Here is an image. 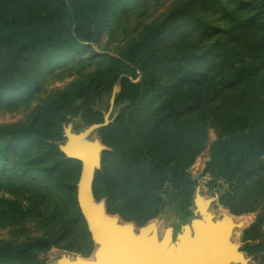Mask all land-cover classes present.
<instances>
[{
    "label": "trees",
    "instance_id": "16d2710c",
    "mask_svg": "<svg viewBox=\"0 0 264 264\" xmlns=\"http://www.w3.org/2000/svg\"><path fill=\"white\" fill-rule=\"evenodd\" d=\"M148 3L0 0V103L35 102L26 120L0 125V225L22 234L0 241V264H45L51 249L93 253L77 197L82 163L58 144L72 119L103 123L97 105L118 80L117 111L97 129L94 200L136 228L171 204L188 218L190 169L206 153L200 177L230 214H256L240 250L264 264V0H175L116 55L94 53ZM52 77L71 81L37 97Z\"/></svg>",
    "mask_w": 264,
    "mask_h": 264
},
{
    "label": "rangeland",
    "instance_id": "374dc122",
    "mask_svg": "<svg viewBox=\"0 0 264 264\" xmlns=\"http://www.w3.org/2000/svg\"><path fill=\"white\" fill-rule=\"evenodd\" d=\"M174 2L175 0H150V3L141 7V10L139 9L140 11L138 14H135L130 18H128V16L124 17L123 19H127L116 25L112 30L106 31L102 35L98 45H92V50L97 54L116 55L118 50L124 44H126L129 40L134 39L148 23L159 17ZM84 55H87V53H80L77 56L70 58L67 63L72 64L74 62H78L81 57H84ZM70 81L71 78L68 77L60 81L56 80L54 77L49 78L44 81L37 97H45L48 93L62 89ZM118 90V87L115 86L113 90L109 94H106L98 103L97 110L102 112L103 120H109L115 115L117 108L114 107L113 100ZM34 105L35 102H32L30 104H21L14 109H8L4 103H0V125H9L26 120ZM79 122V119L75 118L63 126V141L58 144L59 149L66 155L90 156L92 155L93 150L98 147L96 150L98 154H100L101 151L105 149V146L100 143L97 135V129H92L86 133V130H88L91 126L83 127L82 125H79ZM213 139L214 134L210 131L209 140ZM205 159L206 153L202 154L190 169L193 177L198 179V186L190 208V217L182 218L176 211V207L173 204L169 205L158 218L149 222L141 229L123 222L116 215L110 216V214H105V216L109 218L111 217V219L116 221L117 227L130 226L134 235H138L141 230H146L152 225L154 249L176 250L182 241L188 246L191 245L194 243L196 236L192 222L193 219L197 217V208L199 207L201 209L200 205L203 200L207 199L205 203L210 207V211H212L217 220L227 221V219L223 217L230 214L228 210L216 205V195L210 194L205 185L208 179L200 177ZM84 184L85 181L80 185L81 190L83 189ZM89 203L93 212L95 209L103 207L102 201L96 202L95 200L90 199ZM255 216L256 214L254 213L242 215L240 217H234L233 215L234 218L232 217V220L234 219V222L237 223L236 226H239V229L232 236V241L235 244H238L240 248L242 246L241 233L253 222ZM115 217H117L118 220ZM33 227L34 224L29 225V228ZM19 229L20 227L18 226L3 227L0 225V241H8L21 237L22 234ZM94 246L93 253L87 258L62 250L51 249L42 256V259L45 261V264H98L101 261L99 246L95 244ZM251 264L256 263L252 261Z\"/></svg>",
    "mask_w": 264,
    "mask_h": 264
},
{
    "label": "water",
    "instance_id": "95a60500",
    "mask_svg": "<svg viewBox=\"0 0 264 264\" xmlns=\"http://www.w3.org/2000/svg\"><path fill=\"white\" fill-rule=\"evenodd\" d=\"M122 77L123 75L120 76V78ZM118 83L119 80L116 86ZM107 124L108 120L105 119L102 124L91 125L86 133ZM96 149L90 156L63 153L66 157L79 160L82 163V173L77 185V197L92 241L99 246L101 261L98 264H226L228 252L223 250L219 244L229 231L228 226L216 229L204 211L202 212L206 215L203 216L206 221L204 225L198 224L195 220L192 222L196 232L194 243L188 246L182 241L176 250L154 249L152 225L146 230H141L138 235H134L130 226L117 227L116 221L105 216L107 212L103 201V207L95 209L93 212L89 203L90 199L94 200L91 193V182L94 171L99 167L101 154H98ZM84 181L85 184L81 190L80 185ZM115 218L118 220L119 217ZM127 224L134 226L132 223Z\"/></svg>",
    "mask_w": 264,
    "mask_h": 264
},
{
    "label": "crops",
    "instance_id": "0c3cea01",
    "mask_svg": "<svg viewBox=\"0 0 264 264\" xmlns=\"http://www.w3.org/2000/svg\"><path fill=\"white\" fill-rule=\"evenodd\" d=\"M206 200H203L201 202V209L197 208V217L193 220L197 221L198 224L204 225L206 223L203 216H206L208 214L209 221L216 229H222L224 226H228V232L226 235L223 236L222 242H220V246L223 250H226L228 252V259L226 264H251L253 261L251 257H248L243 251H240V246L238 244H235L232 241L233 234L239 229V226L234 222V219L232 220L233 215L227 214L223 218H226L227 221H220L215 218V215L210 211V207L205 203ZM205 203V204H204ZM207 205V206H206ZM216 205L220 207L216 200ZM200 209V210H199ZM205 212L206 215L202 212ZM234 217H240V216H234ZM233 217V218H234Z\"/></svg>",
    "mask_w": 264,
    "mask_h": 264
}]
</instances>
